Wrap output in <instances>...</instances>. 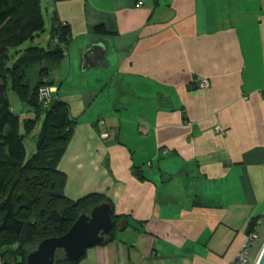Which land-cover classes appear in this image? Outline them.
Segmentation results:
<instances>
[{"label":"crops","instance_id":"obj_1","mask_svg":"<svg viewBox=\"0 0 264 264\" xmlns=\"http://www.w3.org/2000/svg\"><path fill=\"white\" fill-rule=\"evenodd\" d=\"M45 2L46 46L53 18L70 30L64 196L123 218L76 264H233L264 212V0Z\"/></svg>","mask_w":264,"mask_h":264},{"label":"trees","instance_id":"obj_2","mask_svg":"<svg viewBox=\"0 0 264 264\" xmlns=\"http://www.w3.org/2000/svg\"><path fill=\"white\" fill-rule=\"evenodd\" d=\"M44 32L41 0H0V256L5 264H25V256L39 242L64 235L78 215L93 207L104 202L110 205L99 194L76 201L64 196L66 178L57 165L77 123L70 118L67 105L53 96L49 107L43 109L38 90L52 86L50 67L63 59L70 30L53 18L46 48L18 49ZM95 33L106 34L101 26ZM31 68H37L38 75L32 86L27 77ZM8 87L35 113L34 118L21 122L11 111ZM41 115L34 153L27 159L24 138L33 133ZM259 218L250 222L247 236L254 232ZM111 219L113 226L104 243L112 239L123 218L112 211ZM30 245L31 250L26 251ZM55 263H66L60 253L55 255Z\"/></svg>","mask_w":264,"mask_h":264},{"label":"water","instance_id":"obj_3","mask_svg":"<svg viewBox=\"0 0 264 264\" xmlns=\"http://www.w3.org/2000/svg\"><path fill=\"white\" fill-rule=\"evenodd\" d=\"M111 213V206L104 202L87 214L78 215L64 235L39 242L25 256L24 263L56 264L55 255L60 253L65 264H76L87 250L102 245L109 236L113 226ZM256 264H264V246Z\"/></svg>","mask_w":264,"mask_h":264},{"label":"rangeland","instance_id":"obj_4","mask_svg":"<svg viewBox=\"0 0 264 264\" xmlns=\"http://www.w3.org/2000/svg\"><path fill=\"white\" fill-rule=\"evenodd\" d=\"M47 1V0H45ZM44 0H41V10H42V15H43V20H44V28H45V32L40 34L38 37H36L34 39V43L32 44V42H26L25 44H23L20 48H18L19 50H24L26 48H28L29 46H38V47H42L45 48L46 46V39L48 37V31H49V19L51 16V12L47 11L46 13V8L49 10V5L47 4V2H45ZM16 49V50H18ZM13 53V50L10 51V54ZM30 77V79L34 77L35 73H36V68H31L29 71H27ZM7 100L8 103L10 105V109L11 111L19 116L20 121L22 122L23 120H27V119H32L35 117V113L32 112L31 110H27L26 106L19 100V98L10 90V88L8 87L7 89ZM54 98L55 96L52 95ZM42 120V115L37 119V125L35 127V130L33 131V133L30 136H26L24 138V145H25V149H26V157L27 159L31 157V155L34 153V142L36 139V134L39 131L40 128V123ZM21 132H23V129L21 127ZM264 246V224L263 227L261 228V232L259 235V239L254 243L252 250L250 252V264H256L258 257L260 255V252L262 250ZM31 245L28 246L26 248V251L31 250Z\"/></svg>","mask_w":264,"mask_h":264},{"label":"built area","instance_id":"obj_5","mask_svg":"<svg viewBox=\"0 0 264 264\" xmlns=\"http://www.w3.org/2000/svg\"><path fill=\"white\" fill-rule=\"evenodd\" d=\"M141 6H142L141 2H137V4L135 5L136 8H139ZM196 86L198 89L205 90L208 87V82L206 80L200 79V80H197ZM53 91L54 90L50 86H42L38 90V100L43 109H47L49 105L51 104ZM260 95L264 99V90L260 92ZM102 126H103V121H99L97 123V127H102ZM216 130L219 132H222L219 128H216ZM141 133L145 134L146 133L145 129H141ZM99 136L102 139L107 138V134L105 133H101ZM263 224H264V212L262 213L260 218L256 221L254 232L251 233L249 236H247L246 242L242 246L239 253L237 254L233 264H250L251 263L250 252L252 250L254 243L259 239V235L261 232V228L263 227ZM0 264H5L1 256H0Z\"/></svg>","mask_w":264,"mask_h":264}]
</instances>
